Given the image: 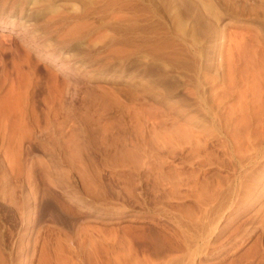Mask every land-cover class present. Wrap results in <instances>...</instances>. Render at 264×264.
<instances>
[{
	"label": "rangeland",
	"instance_id": "374dc122",
	"mask_svg": "<svg viewBox=\"0 0 264 264\" xmlns=\"http://www.w3.org/2000/svg\"><path fill=\"white\" fill-rule=\"evenodd\" d=\"M36 1L0 0V264H264V198L171 184L234 182L171 132L237 36L261 53L264 0Z\"/></svg>",
	"mask_w": 264,
	"mask_h": 264
},
{
	"label": "bare ground",
	"instance_id": "6f19581e",
	"mask_svg": "<svg viewBox=\"0 0 264 264\" xmlns=\"http://www.w3.org/2000/svg\"><path fill=\"white\" fill-rule=\"evenodd\" d=\"M182 1L191 3L192 0ZM0 27H6V25L0 23ZM254 39L259 43L261 53L259 54L255 48L254 56L246 62L245 68L242 66V36H237L234 41L236 53L232 55L230 49V55L223 58L225 61L223 65L227 63L225 69L220 71V74H216L217 76L208 74L207 71L202 72L204 84H200L201 87L198 86L199 84L191 86L190 92L196 99L195 105L191 104L192 109L190 107V111H186L185 121L182 124L178 123V116L174 118V132H171L173 133V152L178 147H189L192 160L210 161L218 157L210 146L213 145L216 151L223 153V156L234 164L236 172L234 182L226 188L221 187L218 182L217 187L210 192L205 182L195 181V179V182L191 181L189 175L181 173L175 166L171 181L173 187H191L194 184L199 197L209 198L210 201L211 198L214 201L226 193L236 201L231 202L232 204L235 202L237 207H242L240 204L249 207L264 198V179L262 178V175L264 177V41L260 40V36H254ZM56 125L64 134L66 131L64 126L61 123ZM212 208L213 204L206 209ZM244 209L246 208L243 207ZM129 246L128 252L132 248L131 245ZM119 254L122 255V252L120 251ZM120 255H116V259L109 261L108 264H143L137 259L127 262L122 260ZM123 255L126 259V253ZM42 264H51V262L45 260ZM57 264H79V262L66 263L59 260Z\"/></svg>",
	"mask_w": 264,
	"mask_h": 264
}]
</instances>
